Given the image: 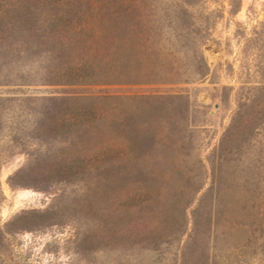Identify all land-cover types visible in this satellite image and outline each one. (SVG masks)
<instances>
[{
    "label": "rangeland",
    "instance_id": "rangeland-1",
    "mask_svg": "<svg viewBox=\"0 0 264 264\" xmlns=\"http://www.w3.org/2000/svg\"><path fill=\"white\" fill-rule=\"evenodd\" d=\"M130 1L132 81L0 83V264H264V0ZM56 2L23 74L65 60Z\"/></svg>",
    "mask_w": 264,
    "mask_h": 264
},
{
    "label": "trees",
    "instance_id": "trees-1",
    "mask_svg": "<svg viewBox=\"0 0 264 264\" xmlns=\"http://www.w3.org/2000/svg\"><path fill=\"white\" fill-rule=\"evenodd\" d=\"M130 2L89 0L82 8H76L70 0H58L56 5L67 4L72 7L62 16L56 14L51 17L55 23L64 24L63 28H58L54 33L61 43V51L66 54L65 60L56 64L51 71L29 69L23 74V70H18L21 65L16 64L23 59L19 54L25 50L15 46L18 45L14 41L17 33L15 28L35 21L34 12L30 8L36 7L37 0H0V53L4 54L0 56V83L28 79L29 82H56L74 86L103 81H132L135 75L127 51L131 42ZM31 30L27 29L25 35L33 36L35 32ZM23 39L24 43L30 45V40ZM76 99L81 102L89 98L78 96ZM7 100V97H0V103ZM83 112L82 107L76 111L79 116ZM123 159L113 158L114 161Z\"/></svg>",
    "mask_w": 264,
    "mask_h": 264
}]
</instances>
